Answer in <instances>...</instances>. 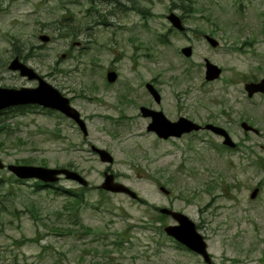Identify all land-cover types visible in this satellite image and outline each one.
Wrapping results in <instances>:
<instances>
[{
  "label": "rangeland",
  "instance_id": "1",
  "mask_svg": "<svg viewBox=\"0 0 264 264\" xmlns=\"http://www.w3.org/2000/svg\"><path fill=\"white\" fill-rule=\"evenodd\" d=\"M172 2L181 4L175 11L191 28L189 37L172 32L166 17ZM91 4L0 0V84L34 85L8 68L17 53L34 47L29 65L60 90L76 92L88 128L84 134L43 107L0 114V127H7L0 130V158L5 165H70L89 182L83 187L62 177L35 190L34 179L17 181L0 168V264H207L164 232L156 209L164 206L196 222L213 264H264V94L250 98L245 90L264 75V0H101L97 8L109 23L81 34ZM42 33L50 39H40ZM187 45L190 58L180 51ZM206 58L222 67L217 80L205 79ZM108 67L119 75L113 83ZM146 81L163 95L160 104L140 86ZM141 105L172 120L185 115L220 124L236 146L207 130L159 138ZM243 120L258 134L245 132ZM93 146L113 161H102ZM106 170L143 201L103 190Z\"/></svg>",
  "mask_w": 264,
  "mask_h": 264
},
{
  "label": "water",
  "instance_id": "2",
  "mask_svg": "<svg viewBox=\"0 0 264 264\" xmlns=\"http://www.w3.org/2000/svg\"><path fill=\"white\" fill-rule=\"evenodd\" d=\"M169 17L174 26L180 29L184 28L180 18L175 13H171ZM40 38L45 41L50 39L47 35H41ZM207 38L213 46L217 45L216 39L210 36H207ZM183 51L187 56H191L192 47L187 46L183 49ZM206 66L207 80H213L220 76L221 68L217 64L207 60ZM9 68L12 70H20L21 75H28L30 79L37 78L39 84L36 87L21 88L0 86V110L14 105L24 104H38L47 108L57 109L68 117L76 120L81 125L84 133L87 134V127L85 121L81 118L80 112L71 105L70 99L63 95L59 89L46 81L32 67L21 62L18 58H15L11 62ZM115 78V72H110L108 74V79L110 81H114ZM148 87L153 96L159 100V93L154 86L148 84ZM246 90L248 91L249 96H252L256 92H264V76L258 82L252 81L246 83ZM141 109L145 115H151L153 117L148 129L155 131L157 135L162 138H169L170 136L180 137L184 133L202 128L201 124L185 116L180 117L176 121H171L167 118L163 111H155L145 107ZM242 126L245 130H256L247 122H243ZM206 128L211 129L216 133L225 135V143L230 146H235V142L222 127L209 123L206 124ZM93 149L100 155L102 161H113L112 155L107 150L95 146H93ZM4 167L5 163L0 158V168ZM7 168L15 173L19 178H35L46 183H51L58 181L61 176H65L67 179L78 181L81 185H88L87 179L82 174L66 167L8 164ZM101 187L115 193H126L134 199L139 198L136 191L125 183L117 181L114 174L107 171L105 172V179ZM160 189L169 193L165 186H161ZM258 191L259 188H255L251 196L255 197ZM161 211L172 214V216L178 221V224L166 226L165 231L172 235L176 240L199 253L207 263L211 264L212 258L208 251L207 241L205 240L203 234L197 229L196 223L183 212L171 210L169 208H162Z\"/></svg>",
  "mask_w": 264,
  "mask_h": 264
},
{
  "label": "flooded vegetation",
  "instance_id": "3",
  "mask_svg": "<svg viewBox=\"0 0 264 264\" xmlns=\"http://www.w3.org/2000/svg\"><path fill=\"white\" fill-rule=\"evenodd\" d=\"M90 1V3H92L91 5V7L87 10V14L83 17V19H86V21H85V23H86V25L82 28V30H81V34H82V32H83V30H84V32L85 33H87L88 31H90V30H93V28H95V26L94 25H98V24H108L109 22H107V19H106V17H104V16H102V15H100V13H99V8H97V6H98V1H101V0H89ZM105 0H103V2H104ZM180 2L182 3V0H180ZM96 5V7H94ZM125 7V6H124ZM179 7H181V4L179 5V4H177L176 2H172L171 3V5H170V13L171 12H176L175 11V9H177V8H179ZM92 8H94V10H95V12L97 13H95L94 14V16L92 17L91 16V14H90V12L92 11ZM120 8V7H119ZM101 11V10H100ZM141 12H143L142 10H140ZM90 14V15H89ZM170 15L168 14L166 17L168 18V20H169V17ZM179 18H180V20H181V22H182V24H183V26H184V28L183 29H179V28H176V27H174L173 25H172V23H171V21L169 20V22H170V24H171V26H172V32H173V34L175 35L176 33H180V34H182V35H184V36H186V37H189L188 36V31L189 30H191V28L190 27H188L187 26V24H186V19H185V17L184 16H182V15H179L178 16ZM143 18H145V17H143ZM142 18V19H143ZM71 20H72V18H71ZM70 20V21H71ZM146 28H147V22L146 21H142L141 22V29H143V30H146ZM174 30V31H173ZM79 32H80V29H79ZM93 32H94V30H93ZM195 33V32H194ZM197 33V32H196ZM162 36H165L164 34H161ZM199 36H204V38L209 42V40H208V38H207V36H209V35H207V34H204L203 32L202 33H200L199 34ZM212 36V35H211ZM210 36V37H211ZM214 39H216V38H214ZM133 40V39H132ZM159 40H160V42H164V39H160L159 38ZM216 41H217V45H216V47L219 45V42H218V40L216 39ZM210 43V42H209ZM82 44H85V43H83V42H81V41H77V45H82ZM211 44V43H210ZM212 45V44H211ZM137 48H139L138 47V45H137ZM183 49H184V47H182L181 48V53L184 55V51H183ZM150 53H147V52H144L143 54H142V56H145V55H149ZM36 57V52H35V48L34 47H31L30 49H29V52L28 53H24V52H20V53H17V55H15V57H13L14 59L15 58H18L21 62H24L25 64H27V65H29V63H28V60L29 59H31V58H35ZM188 57V56H187ZM186 57V58H187ZM191 57V56H190ZM190 57H188V58H190ZM12 58V60H10L9 61V63H8V68H9V66H10V64H11V62L14 60ZM30 67H32L31 65H29ZM32 68H34V67H32ZM109 69L108 70H111V69H113V68H111V67H108ZM189 68H190V66L189 67H186V72L188 73V72H190L189 71ZM222 68V67H221ZM35 69V68H34ZM35 71H36V69H35ZM15 73H18L21 77H23V78H27L28 80H30V81H33L34 82V85L33 86H27V87H36L38 84H39V81H38V79L37 78H33V79H30L29 78V76L28 75H25V76H23V75H21V72H20V70H15ZM40 74V73H39ZM42 77H44L45 78V76L43 75V74H40ZM220 78V77H219ZM148 84H151V85H153L154 86V88L157 90V92L159 93V100H157V98L155 97V96H153V94L151 93V91L149 90V87H148ZM0 85H2V84H0ZM2 86H7V85H2ZM26 86V85H25ZM140 86H145V88H146V90H147V92L153 97V99L158 103V104H160L161 102H162V100H163V95L161 94V92L158 90V88L155 86V84L154 83H152V82H149V81H146V82H144L142 85H140ZM15 87V86H14ZM20 87H24V86H20ZM19 88V87H18ZM62 91V90H61ZM135 91V87L133 86V85H129L128 86V90H127V94L128 93H132V92H134ZM63 92V94L64 95H66V96H68L69 98H70V101H71V104L75 107V108H77L79 111H80V109H79V107H78V104H77V100L80 98V97H78L77 95H76V92L75 91H73L72 92V94H70V92H71V90L70 89H67L66 91H62ZM257 94H262V93H257ZM149 96V95H148ZM249 97V96H248ZM28 106V105H27ZM29 106H36V105H29ZM147 108V109H151V110H155V111H163L162 109H156V108H154V107H152L151 105L149 106V105H141L140 106V109L141 108ZM54 112H56V113H59L60 115H62V116H64L66 119H68V120H70V121H72L73 123H74V126H75V128L77 129V130H81V128H80V126L73 120V119H71V118H69V117H67L66 115H64L62 112H59V111H56V110H53ZM141 111V114L143 115V116H145V117H147V118H150L151 119V121L148 123V127H149V125H150V123L152 122V120H153V117L151 116V115H145L144 113H143V111H142V109L140 110ZM81 112V111H80ZM164 112V111H163ZM164 114H165V112H164ZM81 115L83 116V114H82V112H81ZM166 115V114H165ZM167 116V115H166ZM182 116H185V115H180L177 119H174V120H172V119H170L168 116H167V118H169L171 121H176V120H178L180 117H182ZM186 117H188V116H186ZM190 118V117H189ZM190 119H192V118H190ZM192 120H194V119H192ZM195 121V120H194ZM197 122V121H196ZM199 123V122H198ZM207 123H212V124H215V125H217V126H221L220 124H217V123H213V122H206V123H200L201 125H202V128L200 129V130H195V131H192V132H199V131H204V130H207V131H210V130H208V129H206V128H204V125H206ZM241 124V123H240ZM147 127V128H148ZM224 127V126H223ZM227 129V128H226ZM149 130V129H148ZM228 130V129H227ZM150 131H152V132H154L155 134H156V132L155 131H153V130H150ZM192 132H190V133H192ZM212 132V131H211ZM213 134H215V135H217V136H220V135H218V134H216V133H214V132H212ZM185 134H187V133H184L183 135H185ZM157 135V134H156ZM182 135V136H183ZM181 136V137H182ZM221 137V136H220ZM170 138H176V137H172V136H170L168 139H170ZM222 144H224V142H222ZM225 147V146H224ZM68 166H70V165H68ZM165 207V206H164ZM163 207H156V209L160 212V215H163L164 216V219H160L162 222H163V225H164V227L163 228H165L167 225H173V224H176V221H175V219H174V217L172 216V214H170V213H165V212H162L161 211V209H162ZM170 209H173V210H176V209H174V208H172V207H169ZM160 215H159V217H160ZM166 217H171L174 221H175V223H172V224H165V222H164V220H165V218Z\"/></svg>",
  "mask_w": 264,
  "mask_h": 264
},
{
  "label": "trees",
  "instance_id": "4",
  "mask_svg": "<svg viewBox=\"0 0 264 264\" xmlns=\"http://www.w3.org/2000/svg\"><path fill=\"white\" fill-rule=\"evenodd\" d=\"M187 73V72H186ZM34 108H36V107H34V106H16V107H13V108H11V109H9L8 111H3V112H1L0 114H4V113H7V112H9V111H15V112H19V113H24V112H27L29 109H34ZM3 128H7V127H5V126H1L0 127V130L1 129H3ZM28 162V161H27ZM17 181H22L21 179H17ZM34 187H35V190H39V189H41V188H49L48 186H45L42 182H40V181H35L34 182V185H33ZM54 186V185H53ZM74 198L76 199V202H78V203H81L82 202V200H83V196H82V194H80V193H76V194H74ZM160 219H164V216L163 215H160V217H159ZM87 230H93L91 227H87L86 228Z\"/></svg>",
  "mask_w": 264,
  "mask_h": 264
}]
</instances>
